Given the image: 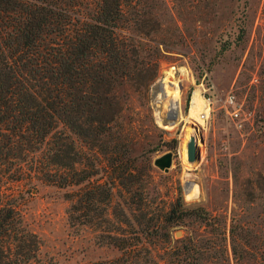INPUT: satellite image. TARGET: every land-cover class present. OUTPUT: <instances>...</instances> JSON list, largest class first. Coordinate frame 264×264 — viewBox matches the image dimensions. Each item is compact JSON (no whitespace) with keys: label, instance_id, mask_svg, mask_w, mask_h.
Wrapping results in <instances>:
<instances>
[{"label":"rangeland","instance_id":"rangeland-1","mask_svg":"<svg viewBox=\"0 0 264 264\" xmlns=\"http://www.w3.org/2000/svg\"><path fill=\"white\" fill-rule=\"evenodd\" d=\"M135 5L127 7L121 29L138 49L131 62L135 71L112 91L106 109V116L114 117L112 137L94 146L63 124L58 128L84 149V161L100 168L107 164L106 148L117 145L138 176L129 186L137 201L132 207H140L135 215L148 212L153 221L164 222V211L180 201L186 214L181 224L166 227L169 240L142 237L158 264L182 259L192 264L194 257L207 259L205 264H225L223 257L230 264H264V0H141ZM175 83L179 91L173 97ZM196 94L204 99L200 106ZM169 109L178 111L173 124L166 123ZM192 133L199 158L190 162L186 143ZM168 151V168L154 163ZM186 181L197 185V193H185ZM81 185L16 180L6 173L3 188L15 192L43 258L86 264L120 253L99 244L97 230L70 226L65 192Z\"/></svg>","mask_w":264,"mask_h":264},{"label":"trees","instance_id":"trees-1","mask_svg":"<svg viewBox=\"0 0 264 264\" xmlns=\"http://www.w3.org/2000/svg\"><path fill=\"white\" fill-rule=\"evenodd\" d=\"M140 1L0 0V264H59L40 255V239L26 227L15 192L3 188L8 171L16 180L82 184L65 192L70 226L97 230L99 244L120 251L86 264H158L142 237L169 240L166 227L183 221L179 200L164 211V222L148 212L135 215L140 207H132L137 201L129 186L138 176L117 145L106 148L110 154L100 168L84 161V149L58 128L63 124L94 146L112 137L114 117L106 109L112 91L134 73L138 53L121 29L127 7ZM100 171L104 177L95 176Z\"/></svg>","mask_w":264,"mask_h":264},{"label":"water","instance_id":"water-1","mask_svg":"<svg viewBox=\"0 0 264 264\" xmlns=\"http://www.w3.org/2000/svg\"><path fill=\"white\" fill-rule=\"evenodd\" d=\"M161 79H158L157 82L154 83V87H157L159 85H161ZM177 113L176 111H169V117L171 119H174L176 117ZM186 154H187V160L192 162L194 160H196L197 158H199V151L197 148V138L196 135L194 133L190 134L189 139L186 143ZM154 163L159 165L160 167L163 168H168L171 164V152H166L163 155L156 157L154 159ZM190 181H186L185 182V193H188V186L187 183H189Z\"/></svg>","mask_w":264,"mask_h":264},{"label":"bare ground","instance_id":"bare-ground-1","mask_svg":"<svg viewBox=\"0 0 264 264\" xmlns=\"http://www.w3.org/2000/svg\"><path fill=\"white\" fill-rule=\"evenodd\" d=\"M165 78H167V77H165ZM165 81V80H164ZM161 85L163 84V77H162V79H161ZM171 83V82H170ZM161 85H159V86H157L156 88V91L158 90V89H160V87H161ZM172 90H174L175 91V94H173V97H175V96H177V94H178V86L176 85V83H175V85H174V89H172ZM156 91H155V94H154V97H155V95H156ZM179 96V95H178ZM202 96H200V95H198V94H196L195 95V102H196V106H198L199 104H202L201 102H202V99L203 98H201ZM204 100V99H203ZM204 104V103H203ZM200 106V105H199ZM197 109H198V107H197ZM169 111H174V110H171V109H169ZM176 111V113H178V111L177 110H175ZM197 112V111H196ZM208 113H209V108L206 106L205 108H204V110H203V114L201 115V116H204V117H207V115H208ZM192 114H195L194 113V111H192ZM166 123H168V124H173L174 123V120L173 119H171V120H168ZM190 183V182H189ZM189 183H187V184H189ZM189 190H188V193L189 192H191V193H197V185L196 184H193V183H190V185H189ZM188 195V194H187Z\"/></svg>","mask_w":264,"mask_h":264},{"label":"built area","instance_id":"built-area-1","mask_svg":"<svg viewBox=\"0 0 264 264\" xmlns=\"http://www.w3.org/2000/svg\"><path fill=\"white\" fill-rule=\"evenodd\" d=\"M226 100L228 102H232L233 101V94L232 93H228L227 96H226ZM235 113H236V111H235Z\"/></svg>","mask_w":264,"mask_h":264}]
</instances>
